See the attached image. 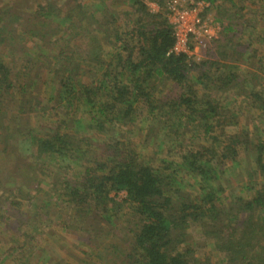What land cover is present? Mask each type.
Wrapping results in <instances>:
<instances>
[{"label": "trees", "instance_id": "16d2710c", "mask_svg": "<svg viewBox=\"0 0 264 264\" xmlns=\"http://www.w3.org/2000/svg\"><path fill=\"white\" fill-rule=\"evenodd\" d=\"M195 1L214 8L221 27L203 61L172 52L165 12L150 14L143 0H130L124 35L112 0H0V169L14 168L0 171V264H60L43 248L42 225L54 224V241L60 231L95 238L93 213L112 224L110 195L121 193L137 203L141 226L117 264H203L186 243L190 230L221 264H264V88L253 71L264 0ZM158 85L171 88L156 100ZM38 115L46 123L20 128ZM241 117L246 127L229 133ZM147 118L156 135L185 142L190 133L196 147L157 164L165 140L154 134L158 149L147 156L144 140L138 153L132 140ZM73 166L82 171L67 178ZM45 170L55 181L44 182ZM226 173H238L249 199L226 195ZM56 194L68 213L44 199L52 205ZM8 240L16 247L3 252Z\"/></svg>", "mask_w": 264, "mask_h": 264}, {"label": "rangeland", "instance_id": "374dc122", "mask_svg": "<svg viewBox=\"0 0 264 264\" xmlns=\"http://www.w3.org/2000/svg\"><path fill=\"white\" fill-rule=\"evenodd\" d=\"M112 2L114 4L112 11H114L116 15L119 17L118 25H119L120 31L122 32L123 35L129 33L130 28L128 25H130V20H132L133 18L132 16L133 10L131 9L130 4H129L130 0H112ZM150 2H153L154 4L157 3L156 0H151ZM253 4L254 2L253 3L250 2L248 7L249 8L252 7ZM158 5L157 6L161 8L160 11L157 8L151 7L148 5L147 6L148 12L150 14L164 12L163 8L166 7V5L163 6L160 2H158ZM262 5L264 6V1ZM91 7L95 9L94 4H91ZM252 9H256V8H254L253 6ZM207 14L208 16H210L209 17L210 19L216 20L215 18L216 10L214 8L211 11H209ZM260 25L262 26V28H264V23H261ZM130 39H131L130 37H127L126 40L128 41V43H130L131 41ZM214 46H215L214 43H210L209 46L205 50L199 51V53L197 54L199 59L197 61H203V60L208 59L209 55L213 53L215 50ZM253 48L257 50V58L255 59L256 67L255 66L253 67V71L256 72L258 75V79L256 80V82L254 81V83H258L256 84L257 86L264 88V51L261 52L260 45L258 46L254 45ZM0 52L2 51L0 50ZM257 61L259 63L258 65H257ZM156 87H158L156 94H155L156 100L162 98L167 93L170 94L171 87L169 85L166 86L165 88L164 86H160V85ZM259 92L262 93L263 91L259 89ZM44 95L45 94L43 92L41 98H43L44 100L43 105H46L48 101L47 100L48 96H44ZM236 99L237 97L234 95L233 100L235 101ZM238 103L240 104L241 101H238ZM242 106L244 107V104ZM231 113L229 114V108H227L225 114L227 116H231ZM250 113L251 112L249 111L247 114L249 115ZM237 116L238 115L236 114V117ZM239 120L241 121V124L238 127V129H230L228 130L229 133L233 134L237 130H240L242 126L243 127L245 126L243 125L245 122V119L241 117V119ZM29 122L31 123L30 124L31 126L35 127L36 125H39L38 122L40 124H44L46 123V120H41L39 118V115L32 116V119L30 121H28L26 117H21L19 120L20 128L22 130H25L26 127L29 126ZM154 124H155V121H153L152 118H147L146 122L139 123L138 125H136L137 128L135 129V136L133 137L132 141H134V145H136L134 149L138 151V153L140 154H141V151L139 149L140 141L145 140L146 142H148L149 145L146 146L145 150L147 152L146 155L148 154L147 156H150L152 151L154 153V151L158 149L157 148L158 141L162 139L165 140L163 151L157 154V161H156L157 164H159L160 162L162 163L163 159L167 161L176 159V157L179 156V152L181 150L183 151L187 150L190 144L193 145L192 147L194 148L196 147L195 145L196 142L189 141L190 139H192V136H193L192 134L189 133L185 135V138H186L185 142L173 141V139H171L173 135L170 132H168L166 136H164L162 133L159 135L158 134L156 135V129L154 127L155 126ZM154 134L155 136H157V138L159 137V140L157 139V140L152 141L151 138H152V135ZM81 136L88 137L87 134H83V133ZM24 145L25 146L20 147L21 150H24L27 147L26 144ZM169 150H171L172 152L171 154H167ZM81 167H83V165ZM81 167L73 166L68 171L67 178L76 179L77 177L75 175H77L80 171H82ZM243 170H244V167L241 165V171ZM0 171L2 170L0 169ZM13 171H14V168L11 167V168H8V170L6 171L3 170L2 172H5L6 174H10ZM45 173H46L45 175L47 176V179H44V182L50 183L51 181H55V178H53L56 175L55 173H52L51 170H47V171L45 170ZM49 175H52V177H49ZM236 175H238V173ZM236 175L226 173L223 176L221 182H223L224 185L225 183H228V185L231 187V190H226V195L230 194L231 192H234L237 195L245 199H249L252 193L244 190L243 182H241L240 179L236 177ZM244 175L245 174H243V177ZM237 179H239V181ZM44 186L45 187L43 189L48 188L47 184ZM186 191L191 192L192 190L188 186ZM39 197H43V196L40 195ZM110 198L115 202L114 206H116V208L114 209L115 213H111V214H114L112 216V224L104 223L103 221L99 219L103 216H106V214H101L100 211L93 213V217H95L94 219L96 222H93L92 225H96L97 222L102 223V226L100 228L98 227L94 228V232L96 235L95 238L93 237L90 238L87 234H86L87 236L86 237L83 233L81 234L79 233V235H74V234H67V232L64 233L60 231L58 232L59 239L57 241H54L55 235L53 237V240L48 236V233H49L48 231L52 227H54V224L47 223L46 225H42V227L39 230L41 231V233H43L41 243L44 245L43 248L47 250L49 255L51 256L50 258L51 260L52 259L57 260L60 264H84L83 261L89 260L90 264H94L95 262L98 261L97 255H103V256H106V258L102 261L103 264H117L123 261L124 255H126L130 251V244H132L133 242L134 234L141 226L139 224V217L137 214V203L136 204L126 203L127 202L125 201L126 197H125V194L123 193L116 195V196L114 194H111ZM44 199L47 200L46 202L49 203L50 207H53L57 210H61L62 213H68L69 210L67 208V205L64 203L65 201L61 197L59 198L58 194L52 196V203H53L52 205L50 203V200H48L47 198H44ZM190 231H191L190 232L191 237H190V240L186 241V243L190 245V249L193 250V252H195V255L197 258H199V261L203 264H221L224 257L218 254L216 251H214L211 245V242L206 241V239H204L203 236L196 233V230L194 231L190 230ZM12 246L16 247V244H13V242L8 240V243H5L3 252L8 250ZM185 247L187 248V246H183V247H180L179 250H185ZM0 259H1V254H0ZM8 264H10V262Z\"/></svg>", "mask_w": 264, "mask_h": 264}, {"label": "built area", "instance_id": "2783aa9c", "mask_svg": "<svg viewBox=\"0 0 264 264\" xmlns=\"http://www.w3.org/2000/svg\"><path fill=\"white\" fill-rule=\"evenodd\" d=\"M143 0L146 6L161 10L158 2H162L165 18L172 29L175 55L183 54L198 60L199 51L205 50L216 40L221 32L220 24L210 19L209 4L195 0ZM153 5V6H152ZM158 5V6H157ZM206 13V14H205Z\"/></svg>", "mask_w": 264, "mask_h": 264}]
</instances>
